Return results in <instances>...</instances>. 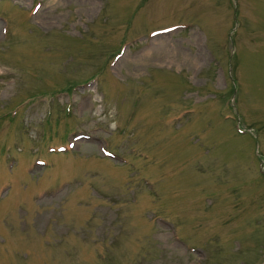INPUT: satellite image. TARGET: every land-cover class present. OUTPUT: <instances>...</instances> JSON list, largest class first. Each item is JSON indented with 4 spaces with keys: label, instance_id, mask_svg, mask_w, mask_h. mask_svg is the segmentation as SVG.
I'll list each match as a JSON object with an SVG mask.
<instances>
[{
    "label": "rangeland",
    "instance_id": "obj_1",
    "mask_svg": "<svg viewBox=\"0 0 264 264\" xmlns=\"http://www.w3.org/2000/svg\"><path fill=\"white\" fill-rule=\"evenodd\" d=\"M0 264H264V0H0Z\"/></svg>",
    "mask_w": 264,
    "mask_h": 264
}]
</instances>
